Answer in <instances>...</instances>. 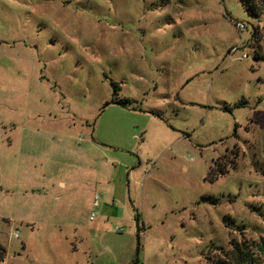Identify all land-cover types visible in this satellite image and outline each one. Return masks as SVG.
<instances>
[{
	"label": "rangeland",
	"instance_id": "obj_1",
	"mask_svg": "<svg viewBox=\"0 0 264 264\" xmlns=\"http://www.w3.org/2000/svg\"><path fill=\"white\" fill-rule=\"evenodd\" d=\"M232 238H264V11L0 0V264H204Z\"/></svg>",
	"mask_w": 264,
	"mask_h": 264
},
{
	"label": "trees",
	"instance_id": "obj_2",
	"mask_svg": "<svg viewBox=\"0 0 264 264\" xmlns=\"http://www.w3.org/2000/svg\"><path fill=\"white\" fill-rule=\"evenodd\" d=\"M242 5L253 15L260 16L264 11V0H241ZM260 48L257 45L255 50L254 59L260 57ZM115 87V86H114ZM117 90V88H115ZM115 93V91H114ZM121 104V102H116ZM214 161L209 167L208 179L215 180L219 175L227 172L224 168L213 167ZM137 237H139L140 228L138 227V219L136 217ZM138 251L139 245L136 248L135 259L131 264H138ZM4 250L0 247V260L3 259ZM264 256V238L259 241L232 238L228 242V247H218L215 253L207 255L204 258V264H260Z\"/></svg>",
	"mask_w": 264,
	"mask_h": 264
},
{
	"label": "crops",
	"instance_id": "obj_3",
	"mask_svg": "<svg viewBox=\"0 0 264 264\" xmlns=\"http://www.w3.org/2000/svg\"><path fill=\"white\" fill-rule=\"evenodd\" d=\"M30 156V155H29ZM35 156H36V154H35ZM65 162V163H64ZM61 163H63V165H64V167L62 168V169H60V171L57 173V185L59 186V187H61L62 189H65V186H66V183H65V181H63V180H61V179H59L60 177H63L64 178V176L66 175L65 174V172H64V170L66 169V168H68V167H66V166H68L69 165V162L68 161H66L64 158L61 160ZM108 190V189H107ZM102 197V196H101ZM98 202V201H97ZM97 202L95 203V204H97ZM106 205H108V204H106V203H103V206H102V210L103 211H105V213L106 214H108V213H111V214H113V215H111V216H113V217H115V218H118L119 217V215H120V212L119 211H116L115 212V207H114V205H112L111 206V204H109L111 207H109V208H106Z\"/></svg>",
	"mask_w": 264,
	"mask_h": 264
},
{
	"label": "built area",
	"instance_id": "obj_4",
	"mask_svg": "<svg viewBox=\"0 0 264 264\" xmlns=\"http://www.w3.org/2000/svg\"><path fill=\"white\" fill-rule=\"evenodd\" d=\"M235 26L237 27L238 30H242V29H244V27H245V26H244L243 24H241V23H236ZM242 57H243V58H246L247 55L243 54ZM101 196H102V193H97V194H95V195H94V198H93V199H94V203H96V202L99 200V198H100ZM92 217H93V214H91L90 219H91ZM117 230H118V231H121V228H118Z\"/></svg>",
	"mask_w": 264,
	"mask_h": 264
}]
</instances>
